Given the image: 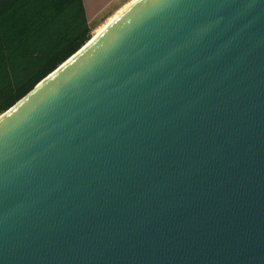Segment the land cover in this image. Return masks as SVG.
<instances>
[{
	"label": "water",
	"instance_id": "water-1",
	"mask_svg": "<svg viewBox=\"0 0 264 264\" xmlns=\"http://www.w3.org/2000/svg\"><path fill=\"white\" fill-rule=\"evenodd\" d=\"M0 264H264V0H134L1 113Z\"/></svg>",
	"mask_w": 264,
	"mask_h": 264
},
{
	"label": "trees",
	"instance_id": "trees-1",
	"mask_svg": "<svg viewBox=\"0 0 264 264\" xmlns=\"http://www.w3.org/2000/svg\"><path fill=\"white\" fill-rule=\"evenodd\" d=\"M82 0H0V114L92 37Z\"/></svg>",
	"mask_w": 264,
	"mask_h": 264
},
{
	"label": "crops",
	"instance_id": "crops-1",
	"mask_svg": "<svg viewBox=\"0 0 264 264\" xmlns=\"http://www.w3.org/2000/svg\"><path fill=\"white\" fill-rule=\"evenodd\" d=\"M126 0H82L87 19L93 21L103 11L124 3Z\"/></svg>",
	"mask_w": 264,
	"mask_h": 264
},
{
	"label": "rangeland",
	"instance_id": "rangeland-1",
	"mask_svg": "<svg viewBox=\"0 0 264 264\" xmlns=\"http://www.w3.org/2000/svg\"><path fill=\"white\" fill-rule=\"evenodd\" d=\"M130 0H126L124 3L115 5V7H111L105 11H103L98 17H96V19H94L93 21H90V24L92 26V35L94 33V31L100 27L101 25H103L106 20L113 15L118 9H120L124 4H126L127 2H129Z\"/></svg>",
	"mask_w": 264,
	"mask_h": 264
},
{
	"label": "bare ground",
	"instance_id": "bare-ground-1",
	"mask_svg": "<svg viewBox=\"0 0 264 264\" xmlns=\"http://www.w3.org/2000/svg\"><path fill=\"white\" fill-rule=\"evenodd\" d=\"M134 0H130L129 2H127L126 4H124L120 9H118L113 15H111L107 20H106V22L103 24V25H101L100 27H98L95 31H94V33H93V35H92V38L95 36V35H97L100 31H102L105 27H106V25L109 23V22H111L120 12H122L131 2H133Z\"/></svg>",
	"mask_w": 264,
	"mask_h": 264
}]
</instances>
